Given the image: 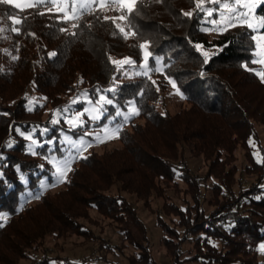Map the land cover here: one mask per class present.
<instances>
[{
	"label": "trees",
	"instance_id": "1",
	"mask_svg": "<svg viewBox=\"0 0 264 264\" xmlns=\"http://www.w3.org/2000/svg\"><path fill=\"white\" fill-rule=\"evenodd\" d=\"M137 7L139 14L130 17L137 35L125 39L104 19L116 11L97 8L71 28L53 8L0 4V213L7 216L0 220V264H52L54 258L60 264H120L106 254L129 246L128 264H264V81L257 75L264 62H251L253 33L245 27L203 31L218 14L199 12L195 0H138ZM257 12L264 13V5ZM145 42L152 53L147 75L138 47ZM196 44L208 52L207 63ZM125 58L134 65L118 69L112 62ZM158 66L161 71H154ZM79 79L93 101L98 88L113 101L104 116L96 122L85 116L84 127L74 129L43 119L48 107L64 110ZM169 79L183 99L173 113L164 102ZM31 86L44 101L28 109L24 94ZM130 100L138 115L119 128V146L89 150L72 163L61 188L42 189L52 181L50 157L64 156L59 129L77 139L126 110ZM19 131L36 140L33 151ZM189 160L202 161L203 169L194 171ZM122 193L154 215L167 262L150 248L146 224ZM153 198L162 200L158 209L151 207ZM92 210L121 234L120 245L84 226L80 220ZM72 237L100 244L92 256L75 260L48 254L49 238Z\"/></svg>",
	"mask_w": 264,
	"mask_h": 264
},
{
	"label": "snow or ice",
	"instance_id": "2",
	"mask_svg": "<svg viewBox=\"0 0 264 264\" xmlns=\"http://www.w3.org/2000/svg\"><path fill=\"white\" fill-rule=\"evenodd\" d=\"M138 0H23V2H18V0H0V4L11 5L14 8L24 9V8H47L48 11H51L52 8L58 9L62 13L60 19L64 23H70L71 28L79 27L77 23L81 17L85 14L94 13L97 8L101 11L110 10L116 11L119 15L114 17L105 16L104 19H111L113 23L116 24V27L119 29V32L123 35L125 39L129 37H135L137 33L133 31L134 25L130 17L135 13L139 14L137 7ZM159 2V0H157ZM218 5L217 8L206 7V4ZM264 5V0H195V7L199 12L205 13L208 17H212L213 13H217L219 19H213L208 21L213 25L211 29H202L203 31H215L217 33H222L234 27H245L253 35L250 36V39L255 41V47L253 49V55L258 58H264V13H258L259 9ZM41 15L44 13L41 12ZM185 16L192 17V12H185ZM14 24H20L21 20L15 17L12 18ZM121 21L123 23H116ZM2 31V29H0ZM12 31H18V29L13 28ZM60 31H68L67 29L61 28ZM76 35L75 32L71 33ZM140 50L143 53V74L147 75L149 72L148 61L152 57L150 51V45L145 42L138 45ZM194 47L197 51H201L204 56V62L208 61V52L206 50L202 51V45L196 44ZM50 56H56V52L50 53ZM111 59V57H110ZM117 68H122L124 65H134V61L125 58L123 60H113L112 61ZM253 63L257 60L251 61ZM260 62H264V59H261ZM157 65L160 64L159 59L156 60ZM156 72H160L161 68L158 66L153 69ZM257 75L260 76L261 80L264 81V72H257ZM153 83H155L153 81ZM169 83L176 88L174 81L169 79ZM114 91V90H113ZM179 93V89L177 88ZM85 98L86 94H85ZM77 100H73L72 103H77ZM91 104V101H89ZM113 101L101 95L99 100L96 102V105L85 109L84 112L73 115L70 119L67 120L70 128H83L84 122L81 120V116L87 113L89 119L96 122L99 121L103 115L104 105H111ZM129 105V115H138V110L135 108L133 101H128ZM68 110H71L70 108ZM116 115H121L120 112H117ZM129 115H125L124 119L127 120ZM56 121L54 120L53 123ZM119 132V128H109L103 127L99 132L93 137L97 142H103L105 139L114 137L116 133ZM103 133V135H100ZM88 133H85V136ZM66 142L71 145V148L75 150V154H72L71 151L69 155L55 163L57 180L63 181L67 172L71 170L72 163L77 158H86L82 156V153L86 151L91 143L84 138H80L78 141H72L66 137ZM6 218V217H5ZM261 250L264 251V245L261 246Z\"/></svg>",
	"mask_w": 264,
	"mask_h": 264
},
{
	"label": "rangeland",
	"instance_id": "3",
	"mask_svg": "<svg viewBox=\"0 0 264 264\" xmlns=\"http://www.w3.org/2000/svg\"><path fill=\"white\" fill-rule=\"evenodd\" d=\"M18 2H23V0H18ZM218 6V5H217ZM213 8V7H210ZM54 11L58 12L61 16L62 13L58 11V9L53 8ZM111 17H114L113 15H109ZM219 19V16L218 18ZM264 31V30H262ZM255 42V41H254ZM256 43V42H255ZM261 59L264 58H258L254 57L253 60H257V64H262L263 62H260ZM77 88L74 94L68 96L65 98L66 107L64 110L60 113H58L57 110L52 109L51 107H48L46 112L43 115V119H46L48 116H50L52 119L51 123L55 120L57 124L61 125L64 127H67L70 129L69 124L67 123V120L70 119L73 115L79 114L81 112H84L85 109L91 108L96 105V102L99 100V97L101 95L106 96V91H102L101 89L96 90V99L93 101L90 93L84 89L81 86L80 79L77 82ZM85 94L86 97L85 98ZM26 100H27V107L32 108L36 105H41L42 101H44V98L40 97L37 95L33 89V86H31L26 93L24 94ZM109 99V98H108ZM77 100L78 102L73 104L72 101ZM91 101V104L89 103ZM164 102H165V107L166 109L170 112H176L180 106L183 105V99L180 93L177 92V88H174L172 84L168 87V90L164 94ZM114 103H112L113 105ZM76 105H81L80 108H77ZM71 109V113H69L68 109ZM106 105H104V110H103V115L101 118L104 116L106 113ZM117 112H120L121 115H116ZM125 115H129V106L126 110L119 109L115 112V114L110 117V119L107 121V123L104 126L98 127V126H91L89 129H87L83 135L79 136L77 139L73 138V136L70 133H63L61 129H59L60 135H62V151L64 152L63 158H54V156H51L49 161L51 163L53 172H52V181L50 183H43L41 185L42 189H50V190H57L62 187V184L66 178H64L63 181H58L57 180V174H56V167L55 163L57 161H60L64 158H66L69 155V152L71 151L72 154H75V150L71 148V145L66 142V137L72 141H78L80 138H84L87 141L91 143V146L82 153L84 155L86 152L89 150H96L98 152L102 151L104 148H110V147H117L119 146L118 142L116 141V135L114 137H110L108 139H105L103 142H97L93 137L99 132V130L103 127H109V128H120L123 124L125 127L128 125L127 122L128 120L134 116V115H129V118L127 120L124 119ZM88 117L87 113H85L83 116H81V120L84 122V117ZM89 118V117H88ZM61 119L63 121H61ZM73 129V128H71ZM46 130H43V133ZM85 133H88V135L85 136ZM19 134L26 138L29 143V150L33 151L34 148L36 147V143L34 138L30 137L31 134L29 133H23L19 131ZM117 134V133H116ZM100 135H103V133H100ZM260 135L262 138V147H264V132L262 129H260ZM253 155L255 156L256 159L259 160V152L258 149L256 148L253 151ZM189 165L190 167L194 170H202V161L200 160H189ZM236 164L238 167H241L245 164V161L242 157L241 150L236 151ZM68 173V172H67ZM67 175V174H66ZM235 190L237 191L238 188L237 186L235 187ZM114 193L117 192V188L114 187L113 191ZM37 194V192L35 193ZM124 197L127 198L128 201H130L137 209L138 216L140 219L146 224L147 229H148V238H149V245L156 257L161 262H167V258H165L164 253L161 250L160 247V232L159 229L155 225V217L152 213H150L144 206L142 201H137L136 198L133 195L127 194V193H122ZM169 196H172L174 201L178 203L179 205L182 206V201L180 197H176V195L172 192L169 191L168 194ZM37 196L33 194L30 195L27 199V201L34 200ZM26 199V198H25ZM162 205V200L161 199H156L153 198L151 200V207L153 209H158ZM7 216L5 214L0 213V220H6ZM86 228H89L96 236H98L100 239L103 241H106L110 243L111 245L118 246L120 245L122 236L121 234L114 228L110 222L104 218H102L99 214H97L94 210H92L89 214V219L87 220H80ZM99 242H94L92 243H82V240L79 238H69L67 240H62V239H53L49 238L46 241L45 247L48 252L52 257H67L69 259H79L81 257H86V256H92L93 252L98 248ZM262 246V245H261ZM133 249L129 246L124 248L123 253L119 252L118 250H115V252L106 254V258L113 260L115 262H118L120 264H128L126 255L131 253ZM259 257L262 259L264 257V251L261 250L259 251ZM61 260L54 258L52 261V264H60ZM26 264V263H24ZM92 264H97V263H92ZM100 264V263H99ZM108 264V263H104Z\"/></svg>",
	"mask_w": 264,
	"mask_h": 264
}]
</instances>
